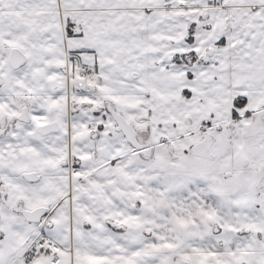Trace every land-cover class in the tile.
Wrapping results in <instances>:
<instances>
[{"label": "snow or ice", "instance_id": "snow-or-ice-1", "mask_svg": "<svg viewBox=\"0 0 264 264\" xmlns=\"http://www.w3.org/2000/svg\"><path fill=\"white\" fill-rule=\"evenodd\" d=\"M0 264H264V0H0Z\"/></svg>", "mask_w": 264, "mask_h": 264}]
</instances>
